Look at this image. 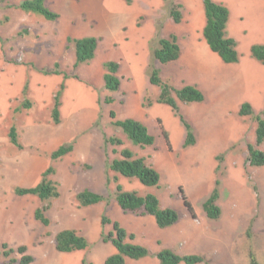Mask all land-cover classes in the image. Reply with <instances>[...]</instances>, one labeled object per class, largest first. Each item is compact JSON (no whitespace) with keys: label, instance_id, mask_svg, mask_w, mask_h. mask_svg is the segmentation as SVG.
I'll use <instances>...</instances> for the list:
<instances>
[{"label":"rangeland","instance_id":"374dc122","mask_svg":"<svg viewBox=\"0 0 264 264\" xmlns=\"http://www.w3.org/2000/svg\"><path fill=\"white\" fill-rule=\"evenodd\" d=\"M22 1L0 0V244L26 246L34 258L32 264H81L83 259L105 264L115 253L110 243L102 241V234L112 230L111 225L101 224L105 214L134 233L136 242L149 251L148 257L127 264H159L156 255L164 248L220 264V255L201 239L217 236L228 225L236 230L232 240L237 262L250 264L252 251L257 263L264 264V166L247 163V145L264 151V144L256 143L253 117L238 115L245 102L254 114L264 109V65L251 55L253 45H264V0H213L230 11L226 32L237 42L240 60L236 64L223 63L207 46L202 35V0H47V6L59 14L54 22L12 7ZM173 5L182 6L179 24L170 17ZM78 35L98 38L99 43L94 60L75 69V44L68 39H81ZM171 35L178 37L181 57L161 65L154 61L153 51L159 37ZM110 61L120 65L121 86L113 93L104 88V64ZM152 66L173 87L195 85L206 94L199 106L179 103L195 130V146L183 147L184 126L169 106L156 102L160 87L150 84ZM56 70L61 73L44 74ZM61 84L65 88L56 125L52 112ZM223 91L228 100L221 104ZM107 98L115 102L106 104ZM130 100L142 108L126 107ZM26 102L29 108H24ZM111 111L119 120L143 119L155 145L134 146L112 125ZM186 112L192 113L195 123ZM11 127L17 129L21 150L10 142ZM106 137L122 139L125 148L158 170V188L124 178L119 183L140 195L155 194L163 208L177 210V225L161 229L151 216L121 210L114 198L115 184H108L114 174L107 168L119 155L113 154L114 147L105 146ZM72 142L70 154L51 160L54 151ZM218 157L223 158L218 201L222 216L213 221L206 218L202 204L215 187ZM50 166L56 169L51 178L59 184L58 198L41 201L15 194L16 188L36 186ZM85 189L103 195L105 201L80 207L76 196ZM184 197L196 218L185 207ZM38 208L50 220L48 227L35 219ZM65 229L84 236L89 248L58 252L55 237ZM190 233H201L202 238ZM20 257L15 254L16 259ZM0 264L7 260L0 257Z\"/></svg>","mask_w":264,"mask_h":264},{"label":"trees","instance_id":"16d2710c","mask_svg":"<svg viewBox=\"0 0 264 264\" xmlns=\"http://www.w3.org/2000/svg\"><path fill=\"white\" fill-rule=\"evenodd\" d=\"M47 0H23L19 4L12 6L15 9L21 10L27 14H34L42 17L46 21L54 22L59 18V14L52 11L46 4ZM205 25L202 30L203 38L211 50L215 53L223 63L236 64L240 60L237 51V42L230 37H227V25L230 19L229 9L213 0H202ZM181 5L170 7V17L179 24L182 20V13L179 10ZM75 44V63L74 68L77 69L83 64H87L94 60L98 48L99 39L95 37H85L81 39H68ZM252 57L264 65V45L256 44L251 47ZM154 61L161 65H169L177 62L181 57V46L178 37L171 35L169 37H159L158 47L153 51ZM59 67L56 64V68ZM106 69L104 75V88L110 92H118L121 86L118 71L120 68L117 62H107L104 64ZM58 70L54 72L44 71V74L59 75ZM64 78L68 75L64 74ZM150 84L160 87V94L156 100L159 104L169 106L180 122L185 128L186 137L183 147L189 148L196 144V136L193 125L187 121L181 113L179 103L193 104L204 103L206 101V94L195 85H185L182 88H175L171 84L164 82L160 76V71L152 66L149 73ZM64 84H61L54 96V106L52 112V119L56 125L60 124V107L61 97L64 91ZM114 99H105L106 104L114 103ZM152 103L149 104V106ZM30 104L26 102L24 108H29ZM238 115L240 117L251 116L257 123L256 128V143L257 145L264 144V109L259 114H254L253 107L250 103H243L240 106ZM112 125L119 128L126 138L134 145L142 149L153 147L156 139L150 133L148 127L141 121L133 118L124 120L117 119L114 111L110 112ZM167 138V137H166ZM9 139L11 144L22 149L19 142L18 132L15 127H11L9 131ZM105 146L114 147L113 154L119 155L113 158L107 164L109 172L114 174L113 178H108V184L113 182L115 184V201L121 210L125 213H134L140 216H151L154 218L157 226L161 229L173 227L178 224L180 215L174 208H163L159 198L153 193L140 195L135 191H127L124 186L119 183L120 178L128 180H136L141 185L147 188L159 187L161 182V175L158 170L147 163L143 157H137L136 154L129 148L124 147V141L118 137H106L104 140ZM119 147H122L118 150ZM74 149V142L60 146L51 154V160L57 161L62 157L70 154ZM247 163L252 167L264 166V151L257 149L255 146L248 144ZM219 165L216 170L218 175L215 181V187L207 199L202 204V210L207 219L217 221L222 216V208L218 201L220 198L221 181L219 176L223 174L221 163L222 157H218ZM56 169L54 166L48 167L42 174L40 182L29 188H16L15 194L19 197L34 196L41 201H48L56 199L60 196L59 184L51 177L55 176ZM76 200L80 207H91L98 205L105 201V197L99 193L85 189L77 194ZM184 205L190 212L193 218H196L194 208L190 202L184 197ZM35 219L48 227L50 220L46 217L44 209L38 208L35 212ZM103 227L107 225L112 226V230L106 234H102V241L110 243L115 253L110 255L105 264H127L128 260L139 261L149 256L148 249L136 242V235L129 233L128 230L122 226L118 221L111 220L107 215L101 218ZM56 250L60 253H72L77 251H84L89 248L88 240L80 235L76 230L65 229L57 233L55 237ZM15 254H19L20 259L15 258ZM0 257L7 260V264H32L33 256L28 254L26 246L12 248L7 243L0 244ZM159 264H213L200 255H179L173 250L164 248L161 249L157 255ZM250 264H258L252 251L249 253ZM81 264H91L87 259H83Z\"/></svg>","mask_w":264,"mask_h":264},{"label":"crops","instance_id":"0c3cea01","mask_svg":"<svg viewBox=\"0 0 264 264\" xmlns=\"http://www.w3.org/2000/svg\"><path fill=\"white\" fill-rule=\"evenodd\" d=\"M87 36H91L89 35L88 33L86 34ZM85 35H78L77 37L81 38V37H84ZM105 75V74H104ZM238 88H240V84L238 83L237 85ZM235 91H238V93L240 92V89L239 90H235ZM224 91L222 92V96L220 98V103L221 104H224L225 101L228 100L227 96H226V93H224ZM128 102V103H127ZM127 105L126 107H130L131 110H138V107L139 108H142L141 105L139 104H135L132 103V101H127ZM182 104V103H181ZM191 106H199L201 105V103H193V104H190ZM186 114H188L187 116L190 118V120L195 123V120L193 119L192 117V113H188L186 112ZM128 118H133V119H136L138 121H141L143 122L145 125L146 123L144 122L143 119H141L140 117H135V116H129ZM127 119V118H126ZM56 142H51V141H48V144H54ZM233 227L231 225H228L226 226L224 229H221V232L217 235V236H214V237H211V238H207V236H204V239H201L207 246L208 249L212 248V250L216 253H218V256L220 255V261L219 263L220 264H239L237 262V259L234 255V248H233V243L234 241L232 240L233 238V232H235L236 230L235 229H232ZM191 235H195V236H198V237H201L202 236L200 235L201 233L199 234H196V233H190ZM213 242H217L216 243H213ZM115 252V251H114ZM242 259H244L245 261H247L245 259V257H243L242 255ZM247 264V263H246Z\"/></svg>","mask_w":264,"mask_h":264}]
</instances>
